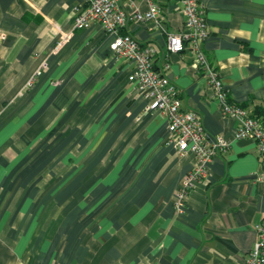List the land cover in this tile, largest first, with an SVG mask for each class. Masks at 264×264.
Masks as SVG:
<instances>
[{
	"label": "crops",
	"instance_id": "crops-1",
	"mask_svg": "<svg viewBox=\"0 0 264 264\" xmlns=\"http://www.w3.org/2000/svg\"><path fill=\"white\" fill-rule=\"evenodd\" d=\"M158 1L166 31H180L179 1ZM81 2L0 0V264H240L264 216L255 143L231 141L179 214L174 192L194 155L178 154L166 118L144 111L133 63L110 52L114 35L93 24L58 45ZM203 3L207 60L229 101L264 118V0ZM121 32L155 47V69L208 136L231 135L236 122L187 50L168 52L154 21Z\"/></svg>",
	"mask_w": 264,
	"mask_h": 264
},
{
	"label": "built area",
	"instance_id": "built-area-1",
	"mask_svg": "<svg viewBox=\"0 0 264 264\" xmlns=\"http://www.w3.org/2000/svg\"><path fill=\"white\" fill-rule=\"evenodd\" d=\"M183 15L180 31L167 32L163 24L162 7L158 0H82L74 16L71 30L62 32L60 45L77 28L99 26L105 33L113 34L110 52L113 56L133 63L131 81L137 96L147 101L144 111L157 112L167 121L166 142L173 143L178 154L191 152L194 163L191 171L174 192L175 210L181 214L190 190L197 181H206L208 166L212 159L224 154L231 141L248 139L255 143L261 157L262 169L256 179L264 182V123L252 111L229 101L218 72L209 63L203 51V42L208 36L203 0H178ZM141 4L145 9H141ZM154 21L166 32L168 52L181 53L187 50L193 57L195 68L201 69L212 90L211 97L218 101L224 118H231L236 127L230 136L216 134L208 136L201 115L181 106L180 90L162 70L154 67L156 49L149 43H141L128 32H121L128 22ZM6 40V33L0 26V45ZM42 63L41 66H44ZM41 69L33 76L38 75ZM33 76L29 79L31 84ZM257 239L252 249L240 264H264V216L256 227Z\"/></svg>",
	"mask_w": 264,
	"mask_h": 264
},
{
	"label": "trees",
	"instance_id": "trees-1",
	"mask_svg": "<svg viewBox=\"0 0 264 264\" xmlns=\"http://www.w3.org/2000/svg\"><path fill=\"white\" fill-rule=\"evenodd\" d=\"M253 114H254L255 116L261 118L262 122L264 123V118H263L260 114H258L257 112H253Z\"/></svg>",
	"mask_w": 264,
	"mask_h": 264
}]
</instances>
